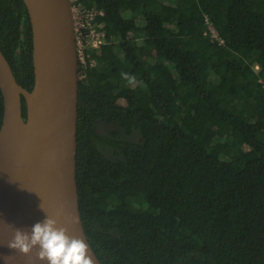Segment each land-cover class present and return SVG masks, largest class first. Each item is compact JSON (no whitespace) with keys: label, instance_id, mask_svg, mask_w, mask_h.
<instances>
[{"label":"trees","instance_id":"16d2710c","mask_svg":"<svg viewBox=\"0 0 264 264\" xmlns=\"http://www.w3.org/2000/svg\"><path fill=\"white\" fill-rule=\"evenodd\" d=\"M81 1L102 11L76 129L79 210L100 263L264 264V0ZM0 50L31 91L23 0H0ZM2 114L0 91V126Z\"/></svg>","mask_w":264,"mask_h":264},{"label":"water","instance_id":"95a60500","mask_svg":"<svg viewBox=\"0 0 264 264\" xmlns=\"http://www.w3.org/2000/svg\"><path fill=\"white\" fill-rule=\"evenodd\" d=\"M32 32L34 83L23 88L0 50V264H47L8 247L15 228L46 215L82 238L76 182L78 58L70 0H23ZM21 97L26 105L22 117ZM59 215L57 216V214Z\"/></svg>","mask_w":264,"mask_h":264},{"label":"clouds","instance_id":"9594fccd","mask_svg":"<svg viewBox=\"0 0 264 264\" xmlns=\"http://www.w3.org/2000/svg\"><path fill=\"white\" fill-rule=\"evenodd\" d=\"M120 75L129 85L143 83L129 73L121 72ZM7 244L24 255H30L36 249V259L47 264H94L88 244L80 237L69 235L67 227L48 214L29 230L15 228Z\"/></svg>","mask_w":264,"mask_h":264},{"label":"built area","instance_id":"2783aa9c","mask_svg":"<svg viewBox=\"0 0 264 264\" xmlns=\"http://www.w3.org/2000/svg\"><path fill=\"white\" fill-rule=\"evenodd\" d=\"M70 3L78 58V78L80 81L86 76V69L95 64L93 59L86 58V50L91 47H98L103 43V32L98 30L93 24L95 16L101 14L102 11L96 9L93 5L89 7L85 6L81 0H70ZM203 20L206 26L205 34L209 36L211 41L223 44L224 40L213 26L207 14H204Z\"/></svg>","mask_w":264,"mask_h":264},{"label":"rangeland","instance_id":"374dc122","mask_svg":"<svg viewBox=\"0 0 264 264\" xmlns=\"http://www.w3.org/2000/svg\"><path fill=\"white\" fill-rule=\"evenodd\" d=\"M137 23H138V24H141L142 22H141V21H138ZM254 69L257 70V69H258V66L255 65V66H254ZM96 129H97V131L100 132V133H107L109 130L112 129V127H110L109 125L104 124V123H102V122H97V124H96Z\"/></svg>","mask_w":264,"mask_h":264}]
</instances>
